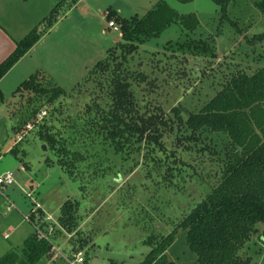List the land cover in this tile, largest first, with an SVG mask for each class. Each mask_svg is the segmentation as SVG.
I'll use <instances>...</instances> for the list:
<instances>
[{"label": "rangeland", "instance_id": "obj_1", "mask_svg": "<svg viewBox=\"0 0 264 264\" xmlns=\"http://www.w3.org/2000/svg\"><path fill=\"white\" fill-rule=\"evenodd\" d=\"M0 1L15 18L20 32L33 24L41 30L44 19L54 10L59 11L42 44L0 86V176L11 172L15 180L14 185L0 190V264H23L26 241L37 232L42 233L40 239L47 241L44 230L56 231L55 246L50 257L38 264H70L77 251L87 264H141L152 250L149 241L167 237L178 229L184 215L214 187V165L178 151L193 168L186 171V180L176 172L171 184L166 178L170 168L160 162L146 165L145 152L132 159L119 156L118 160L109 154V164L102 167L108 169L109 165L108 175L93 180L73 179L59 165L55 151L44 149L36 131L41 124L52 127L53 121L59 120L64 126L77 124L76 138L86 139L84 114L93 102V92L85 85L78 88V83L111 48L123 43L116 17L143 18L160 0ZM166 2L180 15L196 14L200 25L195 33L173 25L130 57V69L136 73L142 66L148 79L156 83L154 87L147 82L135 84L134 90L145 104L160 105L168 115L175 107L185 116L198 113L216 96L223 77L228 79L231 71L264 68V41L250 43L264 34V16L253 1L232 0L226 13L213 0ZM110 22L116 27H110ZM30 30L31 27L27 33ZM198 40L209 41L210 51L201 53L195 49ZM34 64L48 66L54 74V85L64 91L65 95L56 102L48 103L49 96L37 101V94L32 92L15 94L33 76ZM46 88L53 89L48 85ZM35 110L48 112L46 119L34 118ZM69 127L67 135L72 133ZM21 137L24 140L19 143ZM175 137L165 139L170 150ZM13 148L19 154L25 151L26 156L21 153L16 158L10 154ZM114 161L117 162L113 164ZM88 165L79 164L83 169ZM174 171L178 170L170 173ZM67 201L78 209L77 228L72 234L65 229L58 231L62 229L59 218ZM258 228L244 253L252 256L256 264H264V226L259 224ZM8 255L11 256L5 258ZM167 255L176 264H198L184 229L177 230Z\"/></svg>", "mask_w": 264, "mask_h": 264}, {"label": "trees", "instance_id": "obj_2", "mask_svg": "<svg viewBox=\"0 0 264 264\" xmlns=\"http://www.w3.org/2000/svg\"><path fill=\"white\" fill-rule=\"evenodd\" d=\"M213 1L226 13L232 0ZM251 1L264 16V0ZM58 13V9L54 10L44 19L41 30L35 28L17 42L14 53L0 66V80L49 32ZM116 21L122 31L123 43L111 48L77 86L92 87L93 92V102L84 114L86 139L78 141L76 138L77 124L64 126L59 120L53 121L52 127L41 124L36 136L46 148L55 151L59 165L73 179L93 180L108 175L109 165L108 169L102 170V167L109 164V154L118 160L119 156L132 159L145 152L146 165L160 162L170 168L166 175L170 183L176 172L186 180V171L193 168L176 152L196 155V160L201 163L209 160L217 170L214 187L211 186L207 196L184 215L178 229L187 231V242L197 255L198 264H256L253 257L244 252L259 232L258 225L264 226V68L250 72L237 68L231 71L228 79V76L223 77L216 96L198 113L185 116L175 107L168 115L160 105H147L139 99L135 84L147 82L154 87L156 83L148 79L142 66L136 73L131 70L130 57L141 45L159 37L173 25H180L187 33H195L200 25L197 15H180L166 0H160L143 18L116 17ZM256 41H264V34L256 36L250 43ZM195 49L207 53L210 42L198 40ZM54 84L50 76L39 70L22 83L15 94L32 92L37 94V101L49 96L47 102L54 103L65 95ZM46 85L53 89L49 90ZM42 112L35 110L34 118ZM68 127L72 130L69 135ZM209 133L222 135V138H210ZM173 135H176L175 145L170 150L165 139ZM19 140V143L23 142L24 137ZM21 153L22 157L26 156L25 151ZM10 154L16 158L20 155L16 148L11 149ZM81 163H88L93 170L81 168ZM172 170L178 171L170 173ZM193 170L199 174L197 168ZM71 204L67 201L63 205L59 218L62 229L58 231L65 229L68 234L77 228L78 209ZM40 223L45 225L44 220ZM178 229L167 237L151 239L152 250L141 264H176L169 260L167 251L173 245ZM43 232L47 241L40 239L39 232L26 241L23 264H38L50 257L56 231ZM87 263L84 258V264Z\"/></svg>", "mask_w": 264, "mask_h": 264}, {"label": "crops", "instance_id": "obj_3", "mask_svg": "<svg viewBox=\"0 0 264 264\" xmlns=\"http://www.w3.org/2000/svg\"><path fill=\"white\" fill-rule=\"evenodd\" d=\"M1 2V1H0ZM24 2H28L24 0ZM16 20L13 18L10 14L7 12V8H5V5L0 4V66L14 53L16 49L17 42L21 41L23 38H25L32 30H34L35 27L34 24L30 25L31 30L27 33V30L29 27L24 31L20 32V27L16 26ZM39 29V28H38ZM44 38H42L39 43L25 56L23 57L1 80H0V86L3 82H5L10 76H12L16 70L19 68V66L26 60L27 56L30 55L34 50L36 51L38 47L42 44ZM51 59V57L49 58ZM48 59V60H49ZM61 59V57H59ZM33 66V72L31 71L32 75L35 74L37 71L42 70L44 71L48 76L51 77V79L55 81L54 74L50 72L48 66H42L39 64H34ZM47 67V68H46ZM49 71H48V70Z\"/></svg>", "mask_w": 264, "mask_h": 264}, {"label": "built area", "instance_id": "obj_4", "mask_svg": "<svg viewBox=\"0 0 264 264\" xmlns=\"http://www.w3.org/2000/svg\"><path fill=\"white\" fill-rule=\"evenodd\" d=\"M109 26L113 27V28L116 27L113 22H110ZM46 115H47V113L45 111H43L40 115V120L43 119ZM14 184H15V180H14V174L13 173L7 172V173L3 174L2 176H0V188L2 189V191L5 188L12 186ZM11 208H12V206L10 205L9 210ZM41 234L42 233L39 232L40 238L42 237ZM69 262H70V264H84V257L82 256L81 252L80 253H73Z\"/></svg>", "mask_w": 264, "mask_h": 264}, {"label": "water", "instance_id": "obj_5", "mask_svg": "<svg viewBox=\"0 0 264 264\" xmlns=\"http://www.w3.org/2000/svg\"><path fill=\"white\" fill-rule=\"evenodd\" d=\"M44 149L46 150V146H44Z\"/></svg>", "mask_w": 264, "mask_h": 264}]
</instances>
